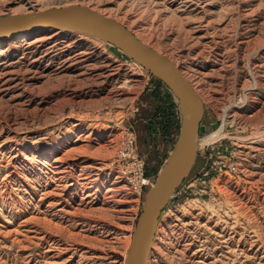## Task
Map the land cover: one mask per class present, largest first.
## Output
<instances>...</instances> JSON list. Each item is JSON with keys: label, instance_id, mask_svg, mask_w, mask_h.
<instances>
[{"label": "rangeland", "instance_id": "374dc122", "mask_svg": "<svg viewBox=\"0 0 264 264\" xmlns=\"http://www.w3.org/2000/svg\"><path fill=\"white\" fill-rule=\"evenodd\" d=\"M73 4L168 56L204 103L147 264H264V0H0V16ZM183 121L169 85L95 34L0 39V264H127Z\"/></svg>", "mask_w": 264, "mask_h": 264}, {"label": "water", "instance_id": "95a60500", "mask_svg": "<svg viewBox=\"0 0 264 264\" xmlns=\"http://www.w3.org/2000/svg\"><path fill=\"white\" fill-rule=\"evenodd\" d=\"M69 27L91 32L145 65L169 85L184 108L180 137L167 164L147 195L128 249L127 264H147L160 216L174 192L188 175L194 161L195 140L200 132L205 130L202 125L204 103L168 56L141 41L115 18L85 5L73 4L0 16V39L42 29Z\"/></svg>", "mask_w": 264, "mask_h": 264}, {"label": "bare ground", "instance_id": "6f19581e", "mask_svg": "<svg viewBox=\"0 0 264 264\" xmlns=\"http://www.w3.org/2000/svg\"><path fill=\"white\" fill-rule=\"evenodd\" d=\"M33 12V11H32ZM27 13H30V12H27ZM68 29H77V30H80V29H78V28H75V27H69ZM80 31H82L83 33H87V34H92L91 32H88V31H85V30H80ZM29 33V32H28ZM93 35V34H92ZM150 46V45H149ZM160 52V51H159ZM165 55V54H164ZM178 67V66H177ZM184 75V74H183ZM186 78V77H185ZM187 79V78H186ZM188 80V79H187ZM191 84V83H190ZM192 85V84H191ZM198 137L196 138V140H195V143H194V147H193V153H194V161L192 162V165H191V167H190V170H189V172H188V174H190L191 173V171H192V169H193V167H194V165H195V163H196V148H197V145H198ZM188 176V175H187ZM186 176V177H187ZM155 184V183H154ZM173 196V195H172ZM159 223V222H158ZM158 227V226H157ZM157 231V230H156Z\"/></svg>", "mask_w": 264, "mask_h": 264}]
</instances>
